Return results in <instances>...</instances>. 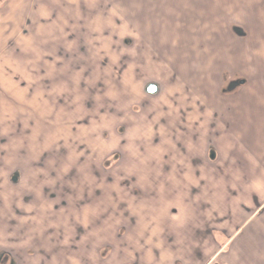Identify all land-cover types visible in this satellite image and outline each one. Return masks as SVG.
<instances>
[{
  "label": "rangeland",
  "instance_id": "rangeland-1",
  "mask_svg": "<svg viewBox=\"0 0 264 264\" xmlns=\"http://www.w3.org/2000/svg\"><path fill=\"white\" fill-rule=\"evenodd\" d=\"M4 18L9 20L4 23ZM233 28L244 35L238 36ZM49 46H53V61L52 56L50 61L44 58L49 56ZM57 49L60 55L66 49L71 52L70 62L87 67V73L73 71V85L65 87L60 67L54 71L55 64L65 63ZM39 58L44 65L36 74L13 71L14 65L25 63L34 70ZM7 64L11 69L4 80L0 72V246L20 251L19 264H53L35 253H48L50 248V237L42 227L48 213L42 198L53 187L60 186L62 193L72 196L64 195L68 206L57 215L73 226V241L80 240L75 242L81 245L90 239L94 249L102 241L117 239L115 221L120 212L136 211L117 205L121 199L132 202L133 197L125 199L128 193L141 194L147 187L144 163L159 153L143 154L141 145L130 146L128 137L135 129L140 138L169 128L196 129V149L184 158L187 167H192L194 156L199 158L196 168L205 182L204 195L216 180L210 176L215 175L220 182L218 197H244L241 176L255 175L248 178L256 181L263 173L245 168V132L251 145L255 141L256 147L264 146V115L247 111L251 103L259 106L264 101V0H0V66ZM54 73V80L44 82L46 75ZM246 76L251 77L246 87L224 92L228 83ZM149 83L159 86L154 96L145 93ZM92 84L101 87L102 95L91 97L97 108L94 113L103 107L96 126L85 121V114L77 117L81 105L76 102L84 101ZM77 92L82 95H73ZM66 100L73 105L69 112ZM98 128L103 129L101 134ZM91 129L98 133L84 134ZM120 139H127V144L121 148L125 160L118 173L121 163L114 162L113 156L119 154ZM209 149L215 151L216 161L209 160ZM178 151L186 152L184 147ZM14 172L21 173L17 184L10 180ZM255 187L257 183L251 182L249 190ZM260 188L264 191V185ZM151 190L143 197L152 205L143 207L151 215L142 217L143 209L138 210L132 231L145 241L153 239L155 219L168 205L180 209L174 197L161 199L156 186ZM242 202L245 206L244 198ZM217 206L225 213L231 209L225 201ZM156 208L160 209L154 214ZM224 218L217 217L218 227L228 224ZM252 222L264 224V209ZM201 251L207 256L213 253L209 248ZM248 259L256 264L262 258L259 254Z\"/></svg>",
  "mask_w": 264,
  "mask_h": 264
},
{
  "label": "crops",
  "instance_id": "crops-1",
  "mask_svg": "<svg viewBox=\"0 0 264 264\" xmlns=\"http://www.w3.org/2000/svg\"><path fill=\"white\" fill-rule=\"evenodd\" d=\"M7 20L9 19L4 18L3 22L5 23ZM245 37H247V35H245ZM51 47L53 46H49L47 48L49 56L44 57V55H42V57L47 59L49 57L51 58L53 55ZM57 52L58 49L56 54L60 57L62 56V62L65 63H62V65L61 63L55 64L54 71L60 67L59 70H63L60 73L65 87L69 84L73 85V81H71V74L73 71H81L84 73L87 71V67L84 64L77 66V64H73V60L70 62V58L68 56L71 52L69 53L66 49L64 50V54L66 55L65 58L63 56L64 54H59L61 51H59V53ZM52 57H54L52 61L55 60V56ZM48 60L50 61V59ZM79 61L83 60L79 59ZM42 62V58L38 59L37 65L36 62L33 61L32 64L37 66V68L36 66L34 67V70L27 67L28 63H25L24 67H21L22 65L17 67V65L13 64L14 70H12L16 71V69H18L23 73V75L25 73L29 74L34 72L36 74L38 69H42L41 65H44ZM74 65L76 67L75 70ZM10 69L11 67L8 64L0 66V72H2L1 78L3 80L6 78L5 73L10 71ZM55 77V73L53 75L48 74L45 76L44 82H51L55 79ZM22 78L33 81L32 77L26 78L23 76ZM248 80L251 82V77L246 76L245 87L248 84ZM95 86L96 91L99 92L101 87L92 84L90 87L86 88L85 94L87 96L84 97V101L76 102L81 105V108L77 111V117H81L83 114H86V110V115H88V117L85 121L89 122V120H92L95 125H98V120L102 117L101 114L103 113V107H98L99 111L95 114L99 115V118H90V116L93 115L91 112L96 108L95 106H92V101L94 102V99H91V97H93L92 94H95L98 98L102 97L100 92L97 93L92 91ZM79 88L80 87H77V89ZM78 94L79 96L82 95L78 92L76 94L73 93V95L77 96ZM66 104L68 106L71 105L70 110L67 107L66 111H71L73 106L72 103L69 102V100H66ZM251 105L252 106L247 110L249 113L258 110L259 113L264 115V101L259 102V106H254L252 103ZM247 111H245V113H247ZM123 125L126 124L123 123ZM126 126L128 127V125ZM98 129L101 134L103 129ZM93 130H88L84 132V134L87 135L91 133V131L92 134L98 133V131L94 132ZM246 130L249 131L247 128ZM196 131V129L189 128H184L182 130L184 135H191L193 137L196 135L199 140V134ZM214 134L217 135V133H213V135ZM241 134L243 135V131ZM247 136L248 134L245 132V168L262 169L261 171L263 173L256 176V181H249L248 178V176L255 178V175L245 174V177L244 175L241 176L240 179H242L246 188L244 197H239L238 194H233L231 197L228 195L225 197L220 195V197H218L217 188L220 182L217 180V177H214L215 175L210 176V178L213 177V179H216L217 181L215 180L210 182L208 195H204L202 185H205V182L202 181L200 170L193 166V168L187 167L186 159L183 160L178 157L175 160L169 161L166 154H158L155 157L157 159L153 158L144 163V166L146 167V170L144 171V182L147 187L145 186L144 190H142L139 195H131L128 193L130 197H124L125 199L133 197L132 202L129 203L121 199L117 205L118 209H124L127 207L131 210H136L130 213L120 212L121 218L115 221L116 225H118V230L116 229L115 232L117 233L120 231V229H122V225L126 226V231L121 238L114 241L118 242L117 244H113L114 242L112 243L106 240L95 245L93 249L90 239H86V242H83L81 245L80 243L77 244L75 242H79L80 240H66L65 244H63L62 240L52 246L50 245L52 249L50 253L52 254L46 259H49V262L52 261L53 264H251L248 256H259L260 254L262 259H258L256 264H264V247L261 246V243L264 241V224L258 225L252 222L264 209V191L260 188L264 185V146L257 144L256 147L254 145V143L256 144L255 141H253L251 145ZM138 138V132L135 129L131 131V135L128 137V140L132 139L136 142ZM132 140H130L131 143L134 142ZM238 142L240 143V141ZM133 145L136 144H130V146ZM185 149L187 152H185V155L195 150L194 147L191 146L190 138L187 139ZM146 163L148 164L146 165ZM197 165L200 166L199 164ZM188 166L190 165L188 164ZM153 167L156 169L150 170V168ZM150 171H153L156 174H152ZM192 175L195 179L192 178ZM251 182L257 183V189L255 187V190H249ZM132 185L137 187L138 183L133 180ZM153 186H156V192L159 194L161 199H163V197L167 199L174 197L175 200L177 199L180 209L176 206L171 209L168 205V207L160 213L158 218L155 219V222H157L158 225L155 233H151L153 239L145 241L144 239H138L139 237L132 233V231L138 222V210L143 209V211L140 212L142 217L151 215L147 212V208L143 207L144 205H148L150 207L152 205L143 197L144 193H150L152 191L151 188ZM227 189L228 188L226 186L225 191H227ZM125 193L126 192H124V194ZM17 198L20 200V196ZM243 198L245 199V206L243 202L241 203V199ZM259 199H263V203ZM206 200H209V202H206ZM220 201L223 203L224 201L229 203V205H231V209L229 208V211L225 213L222 206H217V203ZM251 202L252 205L250 204ZM232 203L237 204V207L232 206ZM202 205L205 206L202 208ZM208 206L211 207L208 208ZM159 209L160 208H156V212L154 214H157ZM219 215H224V221L228 222V224L224 227H218L220 221H218L217 217ZM129 232H131L130 235ZM180 237H182V239H180ZM90 248H92V250H90ZM106 248L108 249L107 251ZM201 248H209V252L213 253H211L210 256H207L205 255L207 254L206 251H201ZM2 250L5 249L0 246V251Z\"/></svg>",
  "mask_w": 264,
  "mask_h": 264
},
{
  "label": "flooded vegetation",
  "instance_id": "flooded-vegetation-1",
  "mask_svg": "<svg viewBox=\"0 0 264 264\" xmlns=\"http://www.w3.org/2000/svg\"><path fill=\"white\" fill-rule=\"evenodd\" d=\"M142 34H143V32H140V36ZM136 65L137 64H135V66ZM238 80H241V79H236V80H234L232 82H235V81H238ZM232 82H230V83H232ZM230 83H228V85ZM155 84L157 85V87H159L157 83H155ZM228 85H227V87H228ZM227 87L224 90V92H228L227 91ZM238 87H236L235 89H237ZM234 90H232V91H234ZM158 91H159V88H158ZM232 91H230V93ZM156 94H154V95H156ZM154 95H151V96H154ZM198 112H199V110H198ZM184 128L185 127H179V128H177L175 130H172V129L169 128L167 132H172V134L169 136V140H171L174 143L180 142L181 145L180 144L179 145L182 146V147H184V149H185L186 148L187 139L190 138L191 146L194 147V149H196V142L198 140V136L194 135V137H193L191 135H189V136L184 135V133L182 132V130ZM211 132H213V131H211ZM120 135L123 136V133L120 134ZM126 144H127L126 143V139H125V141H123L122 139H120V141L118 143V148L116 149V153H119V154L118 155L117 154H114V156H113V161L114 162L119 161L121 163V164H119L120 166H123L122 164H123V162L125 160L124 159L125 157H124V154H123V150L121 148L125 147ZM131 144H136V143L135 142H132ZM208 152H209V156H208L209 157V160L210 161H216L217 155H216L215 151H213L212 149H209ZM49 155H50V153H49ZM211 155L214 157V159H211L210 158ZM178 156L180 158H182L183 160H185V158H184L185 157V153H183V154H180L179 153ZM196 161H200V160H199V158L197 159V157L194 156V159H192V163H193L192 166L193 167H198L197 164L199 162L197 163ZM119 172H121V169L118 170V173ZM20 174L18 172H14L11 175L10 180L15 175L16 176V181L19 182V179H20L19 178V175ZM17 182H16V184H17ZM48 190L49 189H45V191H48ZM61 190H62V188L60 186H59V188L58 187H56V188L53 187V190L52 191L49 190L48 192H45L46 195L45 194L43 195L44 198L41 197L42 198V204L46 207V211L45 212H48V213L45 214L46 215L45 216V219H44L45 222L42 224V227H44V230H45L44 233L47 234L50 237L49 240H48V244L51 245V246L53 244H56V243L62 241L64 238H66L69 241H73V239H72L73 237H71V233H72L73 226L71 224H69V223H65L64 220L59 219V217L57 215V212L59 211V209H64V208H67V206H68L65 198H63L64 195L65 196H70V193L69 192L66 191L65 193H62ZM66 193H69V194H66ZM134 195H139V193H136ZM70 197H72V196H70ZM49 206L51 208H48ZM62 211H64V210H62ZM20 212H22V211L19 210V214H21ZM121 228L122 229H120V231H118L116 233L117 234L116 235L117 239L121 238V236L126 231V226L125 225H122ZM55 233H57V235H55ZM42 242H44V241H42ZM42 242H40V243H42ZM42 250H45L46 251V249H44V246H43V249ZM51 250L52 249L50 247L49 253H43L44 251L41 253L40 252L41 250L40 251L39 250H36V252L35 251L34 252L35 253H40V255L45 256V258H47V257H49V255L51 256V254H52V253H50ZM34 252L30 251L28 253H31L34 256V255H36ZM19 253H20V251H14V250H10V249H8V251H6V250L0 251V264H19L20 263Z\"/></svg>",
  "mask_w": 264,
  "mask_h": 264
},
{
  "label": "bare ground",
  "instance_id": "bare-ground-1",
  "mask_svg": "<svg viewBox=\"0 0 264 264\" xmlns=\"http://www.w3.org/2000/svg\"><path fill=\"white\" fill-rule=\"evenodd\" d=\"M126 13H127V11H126ZM141 29L142 28H140V29L138 28L139 31ZM92 91L99 93L98 91H96V86L92 89ZM102 102H104V101H101L100 103H102ZM95 109H97V108H95ZM98 110H99V108H98ZM91 113L93 115H91L90 118H92V119L93 118H99V115H95L97 113H94L93 111ZM87 117H88V115H86V118ZM91 121L89 120L90 125L96 126V125L92 124ZM148 122H150V121H147V123ZM86 131H88V130H85V132ZM171 134H172V132H165V133L158 134L156 136L155 135L152 136L149 133L148 134L145 133L144 136H142V138H140V137L138 138V140L136 141L137 144L136 145H133V146L137 147L138 145H141V147L143 148V150L140 147L139 148L141 149V151H142L143 154L144 153H150V152H153L154 150H156V152H159L158 154H160V155L169 153V154H166L167 155V159H171L172 156L177 158L178 157V154H179V151L178 150L182 146H179V144L181 145L180 142L174 143L171 140H169V136ZM167 143L169 145L168 148L165 147V144H167ZM155 145H159L158 147H156L158 149H154V146ZM173 153H175V155H173ZM121 168L122 167L120 166L119 169H121Z\"/></svg>",
  "mask_w": 264,
  "mask_h": 264
},
{
  "label": "water",
  "instance_id": "water-1",
  "mask_svg": "<svg viewBox=\"0 0 264 264\" xmlns=\"http://www.w3.org/2000/svg\"><path fill=\"white\" fill-rule=\"evenodd\" d=\"M233 32L236 33L238 36H242L243 33L241 32V30L237 29V28H234L233 29ZM244 80H238V81H235V82H232L228 85L227 87V91L230 92L232 90H234L236 87L238 86H241L244 84ZM158 92V87L155 83H149L146 85L145 87V93L149 94V95H154ZM211 159H214V157L211 155L210 157ZM11 182L13 184H16V176L14 175L13 178L11 179Z\"/></svg>",
  "mask_w": 264,
  "mask_h": 264
}]
</instances>
